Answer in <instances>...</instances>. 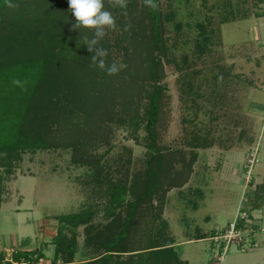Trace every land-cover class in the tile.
<instances>
[{
    "label": "rangeland",
    "instance_id": "obj_1",
    "mask_svg": "<svg viewBox=\"0 0 264 264\" xmlns=\"http://www.w3.org/2000/svg\"><path fill=\"white\" fill-rule=\"evenodd\" d=\"M34 3L27 0L19 5L21 12H30ZM159 4L162 14H172L163 21L166 57L161 83L166 88L156 124L162 181L138 205L120 241L127 251L119 253V259L136 264V253L145 254L160 232L174 239L177 264H264V2L159 0ZM109 6L104 9L111 11ZM111 12L118 31L108 30L99 46L108 50L110 64L126 65L133 48L138 50L132 41L137 39V27L121 14L122 9ZM10 13L3 17L4 24ZM138 19L136 10L134 20ZM125 25H130L129 31L123 30ZM9 26L1 31V36H13L2 37L7 43L4 48L11 47L3 59L17 55L21 46L19 27ZM81 30L92 38L94 30ZM16 35L18 44L13 39ZM203 36L208 38L205 45ZM92 54L87 50L83 56L85 69L94 67ZM95 68L99 72L94 78L88 75V81H97L98 89L111 97V117L79 109L74 117L64 119L61 112L63 118L48 120V147L18 149L9 157L0 153V251L7 260L14 250L44 243L36 264H70L53 260L51 239L57 216L92 210L90 222L106 241L108 228L119 231L112 225L123 221L126 204L133 199L127 195L124 203H112L107 184L133 182L136 191L142 192L153 181L147 180V171L154 170L159 155L149 162L146 146L127 138V125L118 122L137 110L143 113L146 96L132 95L135 92L118 77L106 78V71ZM74 124L87 126L74 137L84 142L81 146L74 147L68 137ZM139 133L145 134L141 127ZM196 135L207 145L194 146ZM237 216L245 218L244 227L237 235L225 236L230 242L224 249L214 237L224 234ZM160 217L167 229L159 223ZM84 228L76 229L74 262L88 261L100 252L86 246ZM163 264L171 262L165 259Z\"/></svg>",
    "mask_w": 264,
    "mask_h": 264
},
{
    "label": "trees",
    "instance_id": "obj_2",
    "mask_svg": "<svg viewBox=\"0 0 264 264\" xmlns=\"http://www.w3.org/2000/svg\"><path fill=\"white\" fill-rule=\"evenodd\" d=\"M25 1L27 0H0V36L1 31L6 30L9 25V27L15 25L17 29L19 27L21 32L19 34L21 46H18L20 50H16L17 55L13 57L7 56L8 59H3L6 56L4 53L11 47L9 45V48H4L7 43L2 41V37H6L8 34L4 33L5 36L2 35L0 38V153H6L7 157L17 153L18 149L48 147L49 143L46 142L49 135V130L46 129L48 120L52 118L55 121L58 115L62 117L61 112H64V119L73 116L74 111L79 109L84 110L86 114H100L98 116L105 115L106 118L107 115L111 117L113 112L109 107L110 103L112 105L109 94L106 96L105 92L102 93L98 89L97 81H88V75L94 78L98 69L95 68L97 66L84 68L85 58L83 59V56L87 53V45L84 41L85 37L89 38V35L83 33L81 30L83 27L79 29L72 27L76 20L69 10L68 0H35L34 5L30 7V12H21L19 5ZM127 1V16L132 20L131 26L137 27L136 31H138L135 35L137 39L132 40L138 50L136 47L133 48L127 58L126 68L118 74H107L108 77L107 75L105 77L109 79L118 77V80H121L124 85L130 86L132 92H135L131 93L132 95L139 92V95L143 93L146 96L147 102L143 113L137 110L126 119L119 118L118 122L121 125H127V138L133 140L135 144L142 142L146 146L147 152L150 153V156L146 157L149 162L156 154L159 155L154 170L148 169L147 171V180L153 181L142 192L136 191L133 182L130 185L119 182L107 184L112 203H124L127 195H132L133 199L126 204L127 212L123 221L111 223L112 226L119 227V231L113 233L111 228H108L110 236L106 241H104L105 238H102V232L95 229L90 222L93 216L92 210L84 209L58 215L56 234L51 239L54 244L53 260L55 262L128 264L119 259V253L127 251L119 246L120 241L126 237L128 227L134 219L141 200L161 185V155L156 147V124L162 93L166 88V85L161 83L164 76L162 61L166 57V47L162 36L163 21L172 17V14H162L159 0H154L157 5L155 9L146 6L143 0L140 2V8L137 7V0ZM260 1L264 2V0ZM9 5H12L13 9ZM106 6H109L108 0H104V8ZM109 10L116 12L118 8L109 6ZM136 10L140 15L138 20H134ZM123 11L124 9H122ZM9 12H11V16L4 24L3 17L8 16ZM261 15H264V12ZM27 25L31 26L29 32L24 31V27ZM201 29L202 33V26ZM13 39L18 44L16 42L17 35ZM202 40L205 45L208 38L203 36ZM3 43H5L4 46ZM17 56L19 57L17 58ZM109 64L110 61L106 58V65ZM104 71L101 70L106 74ZM85 75L87 76L86 81ZM75 125L74 130L69 131L68 136L74 147L77 144L80 146L84 144V142H78L74 137L79 136L77 134L80 133L81 128H87L86 125L84 127ZM140 127L145 132L143 136L139 133ZM192 144L197 147L207 145L204 138L201 139L198 135L193 137ZM93 165H96L94 166V175H97L99 169L97 162ZM96 177H94V181L102 183ZM172 183L170 182V185L176 183L178 185L180 182ZM159 223L165 229L168 228L167 222L161 217ZM244 223L245 218L239 216L235 218L237 229L242 230ZM80 225H85L86 246L97 251L100 250V252L88 261L74 262L77 250L76 229ZM27 242L28 239L22 241L21 244L26 245ZM220 244L223 246L224 243ZM45 245L43 243L40 247L30 250H14L10 260L5 259L4 252L0 251V264L22 262L36 264L42 256ZM136 254L138 258L136 264H141L144 260L149 259L147 264H163L165 259L171 264L179 262L174 248V239L165 238L160 232H157V236L152 238L150 248L145 254L142 252Z\"/></svg>",
    "mask_w": 264,
    "mask_h": 264
},
{
    "label": "clouds",
    "instance_id": "obj_3",
    "mask_svg": "<svg viewBox=\"0 0 264 264\" xmlns=\"http://www.w3.org/2000/svg\"><path fill=\"white\" fill-rule=\"evenodd\" d=\"M108 3L112 8L124 9L125 11L121 14L127 15V0H108ZM143 3L152 9L157 7L154 0H143ZM68 7L76 20L72 26L74 29L84 27L94 30L92 38L85 37L84 41L87 50L93 53L91 56L92 65L105 70L108 75L118 74L126 68L125 64L117 62L106 65V57L109 52L99 46L100 41L107 36L108 30L118 31L116 18L111 11L104 9V0H68ZM129 29L130 25H125L123 30L129 31Z\"/></svg>",
    "mask_w": 264,
    "mask_h": 264
},
{
    "label": "built area",
    "instance_id": "obj_4",
    "mask_svg": "<svg viewBox=\"0 0 264 264\" xmlns=\"http://www.w3.org/2000/svg\"><path fill=\"white\" fill-rule=\"evenodd\" d=\"M238 232H241V230L237 229L236 226H235V219L233 220V222L230 223V225L228 226V228L226 229V231L224 232V234L222 235H218V236H215L214 239L215 241H218L219 244L221 242L224 243V246L223 248L226 249V247L229 245V242H230V238L227 239L225 236L228 234V233H233L234 235ZM237 235V234H236ZM219 239V240H218Z\"/></svg>",
    "mask_w": 264,
    "mask_h": 264
}]
</instances>
